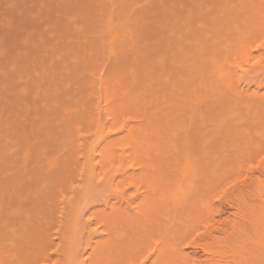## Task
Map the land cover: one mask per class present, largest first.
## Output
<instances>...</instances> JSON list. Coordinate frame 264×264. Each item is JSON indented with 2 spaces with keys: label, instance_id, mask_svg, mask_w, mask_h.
Segmentation results:
<instances>
[{
  "label": "bare ground",
  "instance_id": "1",
  "mask_svg": "<svg viewBox=\"0 0 264 264\" xmlns=\"http://www.w3.org/2000/svg\"><path fill=\"white\" fill-rule=\"evenodd\" d=\"M216 1L218 4V0ZM64 2L66 1L64 0ZM222 3H220L218 11L216 13L214 12L216 15L212 14L214 17L213 19L211 18V23H208V19L203 17L205 20L202 19L198 26L199 33L195 36L193 35V38L190 37L189 41L184 43L183 49L180 47L179 58L181 61L179 67L181 68V72L186 75H184V78H181V80L176 78L175 63L174 68L170 69V79L165 80V82L162 81L164 83H154L152 78H149L148 81L146 79V82L142 81L143 83L141 84L143 85V90L141 89V91V87H139L140 93L139 91H134L135 95L130 94L128 97L122 92V94H118L116 85L120 82L113 87L112 85L108 87L110 84L105 77L99 76L97 78L101 99L96 110L100 121H102L101 116L104 115V122L98 121L97 129L100 130L99 137L95 141L89 143L87 149L82 143L78 146L80 147L78 149L80 151H86L85 155L88 163L86 164L85 159L83 162L88 165L87 170L91 175L90 184L95 183L96 185H94L97 187V184L99 185L105 181L110 185L109 193L111 192V196L103 194L100 199L98 198L100 201H98L97 198V201H95V199H89L88 194L90 192L84 193L85 191H81L83 193H81V195L79 192L78 198L81 197V204L77 207L73 206L72 213L70 212L71 216L69 213H67L69 216L66 214L65 218L69 217V221L65 218L63 220L62 218V215H65L64 210L59 212L63 214L59 215L57 220H50L52 222L49 221V219L53 218L51 213L52 217H48L50 223H48V221H43L41 223L40 219L45 218L47 204H51L49 200H53L51 204V207H53L56 197H60L63 205L65 202L70 203L73 197L67 196L66 198V188L65 190L62 188L57 190L58 194L52 191L53 194L57 195L55 198L53 194V198L47 196V193L45 194V191H48V189L45 190L48 182L50 181L49 183H51V180L53 181V179L60 178V176L52 175V173H54L52 170L58 165V159L62 158L61 165H66L67 167V163L71 161V159H68L73 157H69L66 154L72 151L74 147L72 141L69 139V135L71 136V134L61 136V138L64 139L68 137L65 141H63L64 139L62 140L60 155H52V152L51 156L46 158L43 164L41 163V165H39V163L38 168L36 167L37 169L31 172L32 169L30 165L31 161L35 159V156H33L34 159L31 158L33 155L31 152H34V150H32V144L30 142L35 136L31 138L32 135L30 133L35 131L41 134V131L46 129L47 125L49 127H47V130H50V124L48 123H50V120L52 123L53 120L45 118L44 123H46V127H44V123H42L44 127V129H42V125L38 126L43 119L42 116L38 117L40 116L38 112L41 111L43 114L42 109L36 112L34 110L35 108H32L36 114L38 113V115H36L37 118L41 119L40 121L36 119L37 123H33L34 125L31 124L33 129L30 127V131L28 129L30 124L27 123L26 117L22 115H24V110V112H26L25 114H27L28 111L33 115L34 111H30V109L32 106L35 107V105L33 103L32 106L31 104L29 105L32 100H27L25 104L23 99H20L24 98L22 96L23 94L27 95L26 88L29 82L28 88H30L31 84H37L38 88L41 86V84L37 82L38 80L34 79L37 78L39 73L40 78L45 76L43 75L44 68H46L48 74L51 73L49 71H53V69L48 66H51V63L54 61H51L48 65L47 62H45L46 59L40 58L42 55H45L43 53H48L49 48H46L47 51L45 50V52L40 47L43 51L42 53L38 49L39 46L37 47L36 45L37 53H41L40 57L38 56L41 61H38L45 62L43 63L44 65L41 63L43 65L42 67L39 66L40 63H38L39 65L35 63L37 67H41L42 70L44 69L42 72L38 70L39 68H37L36 65L32 66L34 64L32 61L31 63L25 62L24 68L26 67V70L28 68L27 73L24 72V75L26 74L25 77L24 75L20 77L18 74V77H14V81L19 79V82L16 81V83L13 84H20L21 82L24 84L28 81L27 84H24L25 87L24 85H20L21 88L18 85L17 88L16 85H13L17 88L16 90L15 88L12 89L13 86L6 87L9 82H7V84L6 82L2 84L1 87L3 88L6 85L4 88L5 91L11 88L12 92L8 90L7 94L11 95V93H13V97L15 92L19 91V88L23 89L24 87L23 90L19 91L21 93L19 95L22 97L19 95L15 97V99L20 97L17 101L20 100L19 103L21 104L16 102L18 104L15 105L16 103L13 101L14 98L8 101V99L1 96L0 101L1 99L7 101V110L11 111L12 109L8 107L9 105L17 108L18 106H22V104L24 106L26 105L28 110H26V107L24 108L22 106L23 111L21 114V109H16L17 112L20 111L19 113L21 116L19 113L15 112L14 108L12 111H14L15 114L13 112L8 113L9 111L6 113L5 110H2V108H6L2 106V102L4 101L0 103V120L2 121L4 118L6 119L7 116L9 117L12 115V118L9 117L8 120H4L8 123L5 122L7 125H5L4 121H0V131L3 130L0 132V139L2 138L3 140L4 136L8 139V143H4L5 146L0 145V154H2L0 155V158H2L0 160V264H31L30 262L37 261V259L43 262H52L51 264H187L184 252L185 248H182L185 244V247L190 249L193 253H196V250L199 249L205 256L202 260L197 258L195 264H264V0L261 2L259 0H227L226 4L221 5ZM67 14H69L68 11ZM201 14L203 13H200V15ZM197 15H199L198 12ZM46 21H48V19ZM186 21L188 20L186 19ZM128 26L129 25H127V27ZM120 27V24L114 22L112 16L107 17L105 33L106 35L112 34L113 40L110 44L105 45V42H102L104 44H100L99 46L107 50V56L109 58L118 54V50L121 47L118 48L117 44L130 35L127 31H122ZM165 28L166 26L163 29ZM54 31L50 33L54 35ZM187 33L189 34V32ZM61 36L62 35H60V37ZM40 39L43 38L41 37ZM44 41L45 40L41 42L43 43ZM23 45L27 47L30 44L27 45V43H24ZM44 45L45 44H42V46ZM13 49L10 50L11 54L14 53ZM60 49L61 48H59V50ZM30 51L31 50L28 51L27 49L25 52L28 54ZM175 51L176 49L173 53H176L178 50ZM2 52L5 51L2 50ZM26 53L23 54L26 55ZM33 53L36 52L33 51ZM33 53L31 52L28 55L30 56V54H32V56L36 58ZM37 53L36 55H38ZM59 55L56 54V56ZM19 57L20 56H18V58ZM4 58L5 56L3 59ZM18 58L11 59L14 63L10 61L9 63L14 64V67L17 64ZM3 59L1 61L5 62ZM72 63L74 64V62ZM29 64H31V66ZM157 65L158 64H156V66ZM18 67L20 68L19 64ZM18 67L15 68L18 69ZM31 67L34 71L36 68L37 69L36 72H34L36 75L32 76L33 78L29 81L27 76L29 77L31 75ZM24 68L23 71L25 70ZM78 69L79 68H77V70ZM166 69H169V67ZM6 73L8 74L5 70L4 75H6ZM20 73H22V68H20ZM68 73H70V71H68ZM163 73L165 74V72ZM130 74L133 76L134 73L131 72ZM183 74L181 73V76ZM49 75L54 76V79L56 78L55 73ZM158 75L156 76L158 77ZM73 76L75 77V75ZM167 76L169 75L167 74ZM185 77H187V79ZM6 79H8V75ZM46 79H44V82H48ZM56 79L58 80V78ZM159 79L162 80V78ZM159 79L157 82H160ZM132 81L135 82L134 80ZM156 84H158V88ZM47 85L51 84L47 83ZM69 85L67 86L68 89L70 88ZM81 86H83V84ZM133 87L132 89H135V87ZM41 88H43V85ZM44 88V91L46 90L49 92L47 87ZM52 88L53 90L56 89L55 87ZM121 88L123 87L121 86ZM165 88L167 90H165ZM132 89L129 87L126 93L129 90L130 93H133L131 92ZM33 90L34 89H30L31 92ZM58 93L61 92L58 91ZM177 95H180V98L176 97ZM27 98L29 99V97ZM37 99L42 98H36L33 101L35 102ZM50 99H52V97ZM55 99L56 100H53L54 102L57 100L59 101L56 97ZM63 102L61 103L63 104ZM58 104L59 102L56 106H58ZM163 105H166L167 109L169 108V114H161L160 108H165ZM54 106L52 105V107L48 108L52 109ZM124 106L130 107L129 110H131V108H137V111L142 109L143 112L142 114H137L135 119L132 118L133 122H130L127 128L124 126L126 128L124 131H122L123 128L121 129V131L124 132V144L119 146L122 152V159H127L126 161L129 160L130 163H133L132 165L128 163V167L125 165L123 169L120 167L121 170L118 168L117 173H114L111 164L114 163L116 158L115 153L118 148H115L114 144L116 142L113 144L107 141L110 134L113 132V128H110L108 124L117 119L123 111H126ZM71 107L73 106H66L55 118V121L61 122L60 124H62L63 121H66L67 117L76 112L74 109L78 110V107ZM183 107H185V109H182ZM44 109L43 107V110ZM177 109L182 112L184 111V114H181L179 118L177 117L178 115H176ZM2 111L6 113L3 114L5 115L4 117ZM80 113L83 112L80 111ZM15 115H17L19 123L17 122L14 124L13 122H15V119L13 116ZM27 115L32 118L31 114L28 113ZM21 117L24 118L23 123L29 125L27 128L25 127L27 130L23 128L25 124L21 123L23 121ZM33 117L35 118L34 115ZM34 118H32L31 121H33ZM30 119L28 121H30ZM87 121L88 119L83 123ZM66 122H68V120ZM76 123H78V121ZM9 124H17L19 127L22 125L21 129L23 128L25 132H23V130L20 133L19 129V131L16 132L17 127H14V130V128H10L14 125L10 126ZM36 124L37 126L35 127ZM78 124L80 125L81 123L79 122ZM2 125L5 126L2 127ZM205 126L208 128L211 127V130L206 132L204 130ZM4 128L9 129L8 131H11V134H15L13 133V131H15L17 136L13 135L15 136L14 138H9L10 134L9 136L7 135V137L6 134L8 131H4ZM74 129L77 130V133L81 132L79 126L74 127ZM28 130L31 136L26 134ZM47 130H45V134L49 133L52 129L50 131ZM192 131L196 136L194 140H192V136L190 135L193 134ZM67 132L70 133L69 131ZM42 134V138L44 137L45 139V135ZM1 135H3V137H1ZM28 135L31 138L30 140ZM52 136L50 135V138L47 139L48 141L45 139L49 144L47 146H50L52 141L55 142L57 139L51 141ZM216 136L221 137L220 141L217 139L220 143H216V145H218L215 150L211 148L213 151L204 152L206 149L205 144L208 143V146H213V144H209L208 141L212 143L215 141L214 138ZM20 137H27L29 142L27 139H22L26 142L20 141ZM38 137L39 136H37V138ZM116 140H118V138H116ZM49 141L51 142L49 143ZM22 142L25 144L23 145ZM46 142L43 143L45 144ZM166 142H168V144ZM21 143L23 147L25 146L23 151L21 150L22 146L20 147ZM149 145L154 146V148L149 150ZM167 145L172 147L168 148L169 146ZM6 146L8 151L10 149L13 150L11 152L9 151V155V152L5 148ZM9 146H11V148H9ZM13 146L16 149H12ZM39 147L38 149L36 147V151L39 150ZM18 149L21 150V154ZM198 150H202L204 154L202 155L203 157L200 151L195 153V151ZM43 151L47 150L45 149ZM171 154L176 156V160L173 161L174 158H170ZM64 158L68 159L64 160ZM74 161H76V159ZM32 163H36V160ZM109 163L111 164L109 165ZM245 164L249 165V171L246 176L242 177V175H239L235 176L233 179V181H237L235 183L240 184L239 186L243 190L239 199H237V202L234 204H227L229 207L224 206L221 210L222 212H218H221L219 216L222 218H219L220 221H216L215 215L211 212H206V209L210 205V194L218 188V185L226 179L227 175L231 174L234 170H240V167H244ZM61 165L59 163V168ZM45 169H47V171L43 173L42 171H45ZM60 169H58L56 173L62 174V177L64 172L62 170V173ZM62 169L64 168L62 167ZM107 169L109 172L110 170L112 171L111 174H108ZM129 169L136 171L135 173L131 170L133 172L132 178L130 179L131 183L129 182L127 186L128 188L132 186L134 191L126 195V189L124 190V188H122L125 185L120 183L121 180H116V177L118 174L123 175L129 172ZM77 171L79 172V168ZM83 172L84 169L82 168V170L74 176L76 178L79 177L78 180H73L74 178L70 179V182H72L69 187L70 192L77 194V191L75 192L76 186H74V183L81 181L79 179L83 176ZM65 176L66 175H64V177ZM123 176L128 177V173L127 176L126 174ZM31 187L34 189H31ZM70 204L73 205V203ZM95 206H98V208L96 207L97 209L94 210ZM221 214H223V216H221ZM59 218L61 219L59 220ZM38 220L37 226V224L35 225L34 223ZM67 222H69V224ZM40 223L42 226L43 223L46 224L47 229L45 231L41 230V228L44 229L45 227H41L39 225ZM50 230H54L53 233H51ZM196 232L198 233L197 237L192 239V235ZM54 235L58 236L61 242L56 247V257L53 253L55 258L51 256V259L45 251L46 248L48 250L52 245L50 237ZM81 235L87 237L85 242L83 241L84 237ZM198 238H201L200 242ZM188 240L190 241L187 243ZM202 240L205 242H202ZM225 245H229L230 248L232 246L234 247L231 249L228 248V250H230L227 251L224 249ZM223 249L226 251L224 252ZM53 259H55V261H52Z\"/></svg>",
  "mask_w": 264,
  "mask_h": 264
},
{
  "label": "rangeland",
  "instance_id": "2",
  "mask_svg": "<svg viewBox=\"0 0 264 264\" xmlns=\"http://www.w3.org/2000/svg\"><path fill=\"white\" fill-rule=\"evenodd\" d=\"M65 1L67 3L64 2V0H59V1L58 0H53V1L52 0H0V42H1L0 46L2 44H3L2 47L4 46L3 49H2V47L0 48V59H1V57L3 59V57L5 56V58L3 59L5 62H2L1 61L2 59L0 60V64L2 62V64L0 65V98H1V96H3V98L8 99V101H10V99L12 100V98H14L13 101H15V103L16 102L19 103L20 100L17 101V99L22 97V96L24 98H20V99H23L24 103L27 102V100L33 101L36 98H42V99H37L35 101L36 103L34 101L33 102L31 101L29 103V105L31 104V106H32L34 104L35 107L32 106L30 109V106H29V109H30V111L35 110L36 112L40 111V109H42L43 114L41 113V111L38 112V113H40L39 114L40 116H38V117H41V116L43 117L42 121L38 125V126L42 125V129H44V127H46L45 126L46 123H44L45 118H50L53 120V122L51 123V120L48 119V120H50V123H48V124H50V128L52 130L51 129H50L51 131L49 129L47 130V127H48V125H47L46 129L41 131V134L43 133L45 135L46 140L50 138V135L54 136V137L52 136L51 141L57 138L55 140V142L52 141L50 146H47V145H49L48 142L45 141L44 137L42 138V136H41V134H39V132L36 133L35 131H32L30 133L32 135L31 136L29 134L30 127H32L31 124H33V123L35 124V123H37V120L40 121V119H41V118H39V119L37 118L36 115H38V113L36 114V112L34 111V114H33L35 116V118H34L32 113L27 111V114L28 113L31 114L32 118H34V120L31 121L32 118L30 116H28L27 114H25L26 113V112H24L25 110L24 111L22 110V106L25 108L26 105L24 106L22 104V106H18L17 108L16 107L14 108V106L12 107V105L8 106V107H11L12 109L14 108L16 113L20 112V111L19 112L16 111V109H18V108L21 109V114L23 111L24 115H22V116L26 117L25 119L27 120V123L30 124V126H29L28 124L23 123L24 118L21 117L22 118L21 120H23L21 123L25 124V125H23L24 126L23 128L26 129L27 126H29L28 127L29 130L26 134H29L31 136V138L33 136H35V137H33L32 141L30 142L32 144L31 148H32V150H34V152L33 151L31 152L33 154L31 158L34 159L33 156H35V159L33 161H31V165H30V168L32 169L31 172H34L38 168L39 163H40L39 165H41V163L43 164L44 160L46 158H49L51 156L52 152H53L52 155L53 154H55V155L59 154L60 155L61 143L63 141H65V139L68 137L67 136L64 139V138H61V136H65L66 134H71V136L69 135V139L72 141V144L74 145L72 151L66 153L67 156H69V157L73 156L72 157L73 159L72 158H69V159L64 158V160L65 159H68V160L71 159V161H69V163L71 165L69 163H67V167H66V165L65 166L61 165L62 164V161H61L62 158H59L57 161L58 165H56V168L58 166L57 170L55 168L52 170V172H54V173H52V172L51 173H52V175L54 174L53 176H60V178H57L55 180L53 179V181L51 180V183H49L50 182L49 181L47 184V188L45 189V190L48 189V191H45V194L47 193L48 194L47 196H49L50 198H53L52 194L54 193V191L58 194L57 190H60L61 188L65 190V188H66V190H65L66 198H67V196L68 197L73 196L72 199L70 200L71 201L70 203H73V205L70 203H66V202L63 205V202H61L60 197L57 198L56 197L57 195L53 194L54 198L55 197L57 198V199L55 198L54 201L56 202V204L57 203L58 204L56 205L54 202V206L51 207L53 200H49V202L51 204L50 205L47 204V208H46L47 213L45 214L44 219H40L41 223L43 221L44 222L48 221V219H49L48 217H52V216H53V218L49 219V221L52 219L57 220L59 215L63 214V213H59V212L60 211L62 212L63 210H64L65 215L63 214L62 218L64 220L67 213H69V214H70V212L72 213V209L81 204L80 203L81 197L78 198V193L80 192V195H81V193H82L81 191H85L84 193L90 192L88 194L89 199H92V200L95 199V201H97L98 198L100 199L101 195H103V194H108V196L109 195L111 196V194H110L111 192L109 193L110 185H108L105 181H103L99 185L97 184V187H95V185H96L95 183L90 184L91 175H90V172L87 170L88 165H86V164L88 163V161H87L86 155H85L86 151L84 152L83 150L80 151L78 149V148H80L78 146L81 145V143L83 145H85L84 147H86V149H87L88 144L95 141L99 137V134H100V130L97 129L98 121H100V118L98 119L96 109L100 104L101 94L99 91V83H98L97 78L99 76L105 77L107 79L108 83L110 84V85H108V87H111V85L113 87L120 82L118 85H116L118 88L117 89L118 94L120 95V94L124 93L128 97L130 96V94L135 95L134 91L135 92L139 91V93H140V90L141 89L143 90V85H141L143 83L142 81L146 82L145 81L146 79L148 81L149 78L150 79L152 78L154 80V83H164L165 80L170 79L171 78L170 69L174 68L175 63H176L175 64V66H176V78L178 80H181V78H184L185 73L183 74V72H181V68L179 67V63L181 61L179 58L180 57V47H182L181 49H183L184 43L188 42L190 37L193 38V35L195 36V35H197V33H199L198 32V26H199L202 19L205 20L204 18H207L208 23H211L210 21L214 17V16H212V14L216 15V14H214V12L216 13L218 11V8L220 7V3L224 2L221 5H224L227 3V0H222V2H221V0H218V4H217L216 0H211V1L210 0H150V1L149 0H72V1L71 0H68V1L65 0ZM199 1H201V2H199ZM259 1L261 2L262 0H259ZM193 2H194V4H193ZM211 4H212V6H211ZM214 5H215V7H214ZM211 9H212V11H211ZM67 11L69 12V14H67ZM197 12L199 13V15H197ZM200 13H203V14L200 15ZM204 14L206 17L204 16ZM108 16H112L114 22L120 24V26H121L120 29L122 31H127L130 34L128 38H126L124 40L122 39V41L117 44V47L118 48L121 47V48H119L118 54H116L112 58H109L107 56V50H105L104 48L99 46L100 44L101 45L104 44L102 42H105V45H107V44H110V42H112V40H113L112 34H108L109 35L108 36L105 33L106 19ZM47 19H48V21H46ZM186 19L188 21H186ZM189 20H190V22H189ZM126 24L129 25L130 27L129 26L127 27ZM165 26H166V28L163 29ZM51 31H54L55 38H54L53 33H50ZM56 31H57V33H56ZM72 31H74V32H72ZM162 31H163V33H162ZM187 32H189V34ZM51 34H52V36H51ZM60 35H62V36L60 37ZM187 35H189V36H187ZM38 37H39V39H38ZM41 37L43 39H40ZM31 39H33V40H31ZM43 40H45V41L42 43L41 41H43ZM162 40H164V41H162ZM27 41H29V42H27ZM58 41H59V43H58ZM72 41H73V44H72ZM52 42H53V44H52ZM178 42H179V44H178ZM24 43L25 44L27 43V45L28 44H30V45L26 47V45H23ZM149 43H150V45H149ZM42 44H45L46 46L45 45L42 46ZM62 44H63V46H62ZM124 44H125V46H124ZM32 45H35V46H32ZM36 45H37V47L39 46L38 49L42 53H43V51L46 50V48L47 49L49 48L48 50L50 51V54H49V51L47 53L46 52L47 50H46L45 51L46 53H43V54H45V55L47 54V55L46 56L42 55V57H40L41 53L40 54L37 53ZM14 46H16V47H14ZM57 46H60V47H57ZM13 47H14V49H13ZM40 47L42 48L43 51L40 49ZM44 47H45V49H44ZM11 48L14 51V53L13 52L12 53L15 55L11 54V51H10V50H12ZM59 48H61V49L59 50ZM24 49H25V51L27 49H28V51L31 50L30 52H28V54L31 52L33 53V51H35L38 55H36V53H33V55L35 54L36 58H34V56H32V54H30V56H29L24 51ZM175 49H176V51L177 50L178 51L177 52L175 51L176 53H173V51ZM2 50L5 52H2ZM56 50L58 51V53ZM182 52H183V50H182ZM182 52H181V54H182ZM23 53H26V55H24ZM56 54H58V55L60 54L59 55L60 59H59V56H56ZM66 54H67V56H66ZM1 55H3V56H1ZM23 55H24V57L22 59ZM177 55H178V57H177ZM18 56H20V57L18 58ZM38 56L41 59L42 58H44V60L46 59L47 61L45 60V62H47L48 65L50 64L51 61H54L53 63H51V66L53 65L52 67L48 66L49 68L53 69V71H49V72H51L49 74L55 73V77L58 78L59 81L56 78L54 79V76H51L48 74L46 68H44L46 66V64L43 67L46 71L44 69H43L44 71L41 69V67L44 65L43 63H45V62L44 61L39 62L41 60L39 59ZM63 56H64V58H63ZM11 57H13V58H11ZM16 57L18 58L17 64L13 67L14 64H12V63H14V62L11 59H14ZM34 59H36V60H34ZM9 61L12 62L11 63L12 65L9 63ZM31 61L34 63L32 66L36 65V67H37V64L40 63V65L39 64L38 65L41 67H37V68H39L38 70L40 72L43 71V75H45V76H42V77L44 79H46V77H47L46 80L48 82H46V81L44 82V79L42 77L40 78V73H39V75H37V78L34 80H38L37 82H39V84H41V86L38 88L37 84H34L35 86L31 84L32 87L30 86V88H28L30 82L28 83V81H27V83H28V87L26 88L27 89V95L23 94L22 96H20L19 94H21V93L19 91L23 90L25 87L24 84H27V83L23 84L21 82L20 84L19 83L13 84V83H16V81L19 82V79H17V78H16L17 80L14 81L15 80L14 77L15 76L18 77L19 75L21 77L24 75V72L27 73L28 68L26 70L25 69L26 67L24 68V64H25V62L31 63ZM59 61H60V63H59ZM72 62H74V64ZM15 63H16V61H15ZM35 63H37V64H35ZM18 64H19L20 68H22V73H20V68L18 67ZM156 64H158V65L156 66ZM29 65L31 66V64H29ZM3 66H4V68H3ZM30 66H29V68H30ZM15 67H18V69H16ZM146 67H147V69H146ZM167 67H169V69H166ZM23 68L26 71L25 70L23 71ZM77 68H79L80 70L78 69L79 70L78 71ZM1 69L4 73L1 71ZM36 69L34 71L31 67V70H32L31 75L29 77L27 76V78H29V81L31 80V78H33L32 76L36 75V74H34V72H36ZM5 70H6V72H8V74L6 73V75H4ZM48 70H51V69H48ZM68 71H70V73H68ZM12 72H13V75H12ZM131 72L134 73L133 76L130 74ZM163 72H165V74ZM181 73L183 74L182 75L183 77L181 76ZM17 74H18V76H17ZM69 74H71V75H69ZM167 74L169 76H167ZM7 75H8V79H6ZM25 75H24V77H25ZM73 75H75V77ZM156 75H158V77ZM69 77H71V78H69ZM154 77H155V79H154ZM80 78H81V80H80ZM159 78H162V80ZM185 78L187 79V77H185ZM22 79H23V77H22ZM158 79L160 82H157ZM69 80H70V82H69ZM132 80H134L135 82H133ZM80 81H81V84H80ZM162 81H164V82H162ZM5 82H6V84H7V82H9V84L7 86L5 85L6 87H10V86L12 87L13 85L14 86L16 85V87L18 85H19V87L24 85V87H23V89L19 88V91H16L18 87L16 88L13 86L12 89H14V88L16 89L15 90L16 92H15L14 97H13V93H11L12 96L7 94V91L8 90L11 91V88H9V89L7 88L8 90L5 91V89H4L5 86H4V88L1 87L2 84ZM136 82H138V83H136ZM47 83L51 84V85H47ZM82 84H83V86H81ZM42 85H43V88L47 87V90L49 92H47L46 90L44 91L45 88L44 89L41 88ZM68 85L70 87L69 89L67 87ZM121 86L123 88H121ZM133 86L135 87V89H132ZM162 86H163V84H162ZM52 87H55L57 89V91H56V89L53 90ZM83 87H84V89H83ZM129 87H130V89L133 90V91L131 90V92H133V93H130V90L126 93V90ZM139 87H141L140 90H139ZM156 87L158 88V84H156ZM30 89L31 90L34 89V90L31 92ZM83 90H85V91H83ZM165 90H167V89L165 88ZM10 91H9V93H10ZM58 91L61 93H58ZM72 93H73V96H72ZM17 95H19L20 97L15 99V97ZM53 95L57 99H59V101L57 100L56 102H54L53 100H56V99ZM32 96H33V98H32ZM27 97H29V99ZM51 97H52V99H50ZM68 97L72 98V99H69ZM176 97L180 98V95L179 96L177 95ZM61 98H62V100H61ZM5 99H1V101H4ZM83 99H84V101H83ZM50 100L53 102H51ZM1 101H0V103H1ZM82 101H83V103H82ZM4 102H2L3 103L2 106L6 107L7 101H4ZM58 102H59V104H58V106H56ZM61 102H63V104ZM18 103H16L15 105H17ZM13 104H14V102H13ZM19 104H21V103H19ZM43 104L47 107H45ZM61 104L63 107L61 106ZM52 105L53 106L55 105L54 106L55 108L53 107L52 109H49L50 107H52ZM166 105L165 106L163 105L165 107L164 109H162L163 107L160 106V107H162V108H160L162 115L169 114V111H168L169 108L167 109ZM36 106H38V107H36ZM66 106L67 107L73 106L74 108L78 107V110L74 109L76 112H74V114L72 113L69 117H67L66 121L68 120V122L63 121V123L60 124L61 122H58V121L56 122L55 118L59 115V113L62 112L63 109H65ZM43 107L45 109H47L48 107L49 108L47 110H45V109L43 110ZM73 107H71V108H73ZM124 107H125L124 109L126 111H123L117 117V119H115L114 121H111L108 124L110 126V128L111 127L113 128V130H112L113 132H112V134H110V137L107 139V141H109L113 144L116 142L114 145H115V148L116 147L118 148L116 150V153H115L116 158L114 160V163L113 164L109 163V165L110 164L112 165V169H113L112 171L114 173H117L118 168L121 170V168L122 169L125 168L124 167L125 165L128 167V165H127L128 163L131 165L133 163V162L130 163L129 160L126 161L127 159H125V160H124V158L122 159V155H121L122 152L119 149V146L124 144L123 143L124 142L123 141L124 132H122V131H124L127 128V126L130 124V122L131 123L133 122L132 118L135 119L137 114H139V113L142 114V112H143L142 109H139L140 111H137V108L136 109L131 108V110H132V112H131V110H129L130 107H126V106H124ZM27 108L28 107H26V110H28ZM32 108L33 109L35 108V109L32 110ZM81 108H82V110H81ZM12 109H11V111H9V110H7V107L2 108V110L3 111L5 110L6 113H7V111H9L8 113H12V112L14 113V111H12ZM182 109H185V107H183ZM55 110H56V112H55ZM50 111L53 112L54 114L51 113ZM80 111H82L83 113H80ZM178 111H176V115H178L177 117L179 118V116L181 114H184V111L183 112L181 110L179 112ZM5 112H3L2 115ZM79 113H80V115H79ZM21 114H20V116H21ZM4 116L5 115H3V117ZM46 116H48V117H46ZM9 117L12 118V115ZM9 117L7 116L6 119L8 120ZM13 118L15 119L14 120L15 122H13V123L14 124L17 123L18 122L17 115L13 116ZM28 118L29 119L31 118L30 121H28L29 120ZM6 119L4 118V120H6ZM87 119H88V121L86 123H83ZM4 120H2V121H4ZM9 120H11V119H9ZM101 120L102 121H100V122H104V115L101 116ZM77 121H78V123L80 122L81 124L79 125L78 123H76ZM5 122L6 121H4V123ZM6 123H5V125L8 124V123L7 124ZM42 123H44V127H43ZM53 123H54V125H53ZM14 124H12V125H14ZM55 124H57V125H55ZM65 124L67 125V127ZM88 124H89V126H88ZM5 125H2V127H4ZM12 125H10V126H12ZM59 125H61V126H59ZM36 126H37V124L35 125V127ZM55 126H56V128H55ZM78 126L81 128V132L77 133V130H75L74 127H78ZM14 127H17L16 132L20 130V133H21V131L24 130L23 128L21 129L22 125L19 127L16 124L10 128L13 129ZM122 128H123V130L121 131ZM31 129H33V127ZM8 130L9 129H5L4 131H8ZM14 130H15V128H14ZM34 130H36V129H34ZM45 130L50 131L49 133L46 132L48 135L45 134ZM59 130H62V131H59ZM204 130L206 132L210 131L211 127L208 128L205 126ZM1 131H3V130H1ZM67 131H69L70 133H68ZM202 131H203V129H202ZM10 132L8 131L6 136L7 135L9 136L11 134ZM16 132L13 131V133H15V134H11L12 136L10 135L9 138H11V137L14 138L15 136H17ZM23 132H25V130ZM95 132H97V133H95ZM13 135H15V136H13ZM22 135H23V133H22ZM25 135H24V137H25ZM29 135H28V137L30 140L31 138ZM190 135L192 136V140H194L196 138L194 132H193V134H190ZM37 136H39V137L37 138ZM46 136H47V138H46ZM59 136H60V138H59ZM1 137H3V135H1ZM220 137L221 136H216L214 138V140L216 142L213 141L212 143H210V141H208L209 144H211V145L213 144V146L210 147V145L208 146V143H206L205 144L206 149L204 150V152L211 151L212 150L211 148H214V150H215L217 145L220 143V142H218V141H220ZM13 138H12V140H13ZM116 138H118V140H116ZM22 139H27V137L26 138L22 137L20 141H23ZM217 139H219V140L217 141ZM10 140H9V142H10ZM27 141H28V139H27ZM51 141H49V143ZM5 142L8 143V139H6L4 136L3 140H2V138L0 139V145H4ZM28 142H27V144H28ZM43 142H46V143L44 144ZM214 142H215V145L217 142H218V144L215 146ZM22 143L20 145V147L22 146V149L21 148L20 149L23 151V148L25 147V146L23 147V145L25 143H23V145H22ZM166 143L168 144V142H166ZM7 146H8V144H7ZM7 146L5 147L6 150H7ZM167 146H169L168 148L172 147L170 145H167ZM36 147H37V149L39 147V150L36 151ZM46 147H48V148H46ZM54 147H55V149H54ZM58 147H59V150H58ZM9 148H11V146H9ZM14 148L15 147L13 146L12 149H14ZM40 148H41L42 152H41ZM148 148L150 150V149H153L154 146L149 145ZM45 149L47 151H43ZM21 150H19L20 154H21ZM48 150H49V152H48ZM73 150H74V152H73ZM9 151L11 152L13 150L10 149ZM199 151L200 150L195 151V153H197ZM10 152L8 153V155L10 154ZM81 152H83V153H81ZM200 153H202L201 156L204 155L202 150L200 151ZM0 155H2V154H0ZM74 155L76 158L74 157ZM195 155H197V154H195ZM20 158H21V155H20ZM170 158H172V159L174 158L173 161L176 160L175 159L176 156H174V154L173 155L171 154ZM1 159L2 158H0V160ZM8 159H9V157H8ZM75 159H76V161H74ZM84 159H85L86 164H84L85 162H83ZM35 160H36V163H32V162H35ZM135 161H136V159H135ZM59 163L61 165L60 166L61 169L59 168ZM62 167L64 169H62ZM65 167H66V169H65ZM78 168H79V172L82 170V168L84 169V172H83V176L81 177V179H79L81 181H77L74 183V186H76L75 192L77 191L76 192L77 194H74V193L70 192L69 187L71 186V183H72V182H70L71 181L70 179L74 178L73 180H78L79 177L78 178L74 177L77 175V173H79L77 171ZM58 169H60L61 172L63 170L64 174L62 177H61L62 174L56 173L58 171ZM131 170L132 169H129V172H127L128 177L123 176L125 174L127 176V173H125L123 175L118 174L117 177H119V178L116 177V180H118V181L121 180L120 183L125 185L122 188H124V190L126 189L125 190L126 195H128L127 193H129V192L132 193V191H134V188L132 186H129L130 188L127 187L129 185V182L131 183L130 179L132 178L131 176H132L133 172L136 173V171L132 170L133 171L132 172ZM46 171H47V169H45V171L43 170L42 172L45 173ZM112 171L110 170V172H109V170H108L107 172H108V174H111ZM234 171H232L231 174L227 175L226 179L218 185V188L210 194V205L206 209V212H211L213 215H215L216 221H220V219L222 218V217L220 218L219 215L222 212L221 210L223 209L224 206H227V204L228 205L234 204L237 202V199H239V196L243 190L240 188V186H239L240 184L235 183L237 181H233V179L235 178V176H239V175H242V177H245L249 171V165L245 164L244 167L243 166L240 167V170L235 171V172ZM64 175H66V176L64 177ZM122 177H123V179H122ZM102 186H104V187H102ZM77 187H79V188H77ZM31 189H34V188L31 187ZM49 189H50V192H49ZM52 191H53V193H52ZM93 194L96 195L97 197L94 196ZM99 199H98V201H100ZM94 202H92V203H94ZM94 204H96V203H94ZM68 205H69V207H68ZM96 207L98 208V206H95L94 210L97 209ZM227 207H229V206H227ZM219 211H221V212L218 213ZM51 213H52V216H51ZM70 216H71V214H70ZM221 216H223V214H221ZM68 218L66 217L65 219L67 221H69ZM60 219L61 218H59V220ZM49 221H48V223L52 222L53 220L50 222ZM38 222H39V220L37 222H35L34 224L36 225ZM41 223L39 225L41 227H45L44 229L41 228V230L45 231L47 229V226L45 223H43V226H42ZM67 223L69 224V222H67ZM37 226H38V224H37ZM53 231L54 230H50L51 233H53ZM197 234H198L197 232L195 234H193L192 239L197 237ZM81 236H83V235H81ZM216 236H220V235H216ZM57 237L58 236H55V235L50 237L52 240L51 244L53 246L51 245L50 248H48V250L46 248L45 252L47 255H49L50 258H51V256L53 258L56 257L55 250L57 249L56 247L61 242V239L59 237L58 238ZM83 237H84L83 241L85 242L87 237H85V236H83ZM200 239L201 238H198L199 242H200ZM189 241L190 240H188L187 243ZM202 242H205V241L202 240ZM185 246H186V244L182 248H185L184 252H185L187 264H195L196 263L195 260L197 258L201 259V260L205 258V256L201 252V250L198 249V250H196V253H193L190 249H187ZM226 246L227 245H225L224 249H226L227 251H229L232 247H234V246H232L230 248L229 245H228L229 247L228 246L226 247ZM228 248H230V249L228 250ZM226 250H224V252ZM53 253H54L55 257L53 256ZM52 261H55V259H53ZM32 262H30V263L31 264H42V263L43 264H51L52 263V262L50 263L49 261L43 262L40 259H37V261H32Z\"/></svg>",
  "mask_w": 264,
  "mask_h": 264
}]
</instances>
